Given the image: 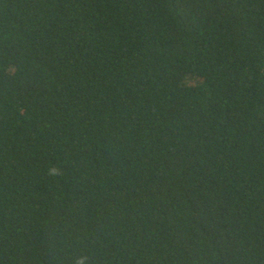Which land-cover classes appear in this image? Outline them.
Here are the masks:
<instances>
[{
  "label": "trees",
  "instance_id": "1",
  "mask_svg": "<svg viewBox=\"0 0 264 264\" xmlns=\"http://www.w3.org/2000/svg\"><path fill=\"white\" fill-rule=\"evenodd\" d=\"M0 264H264V0H0Z\"/></svg>",
  "mask_w": 264,
  "mask_h": 264
}]
</instances>
